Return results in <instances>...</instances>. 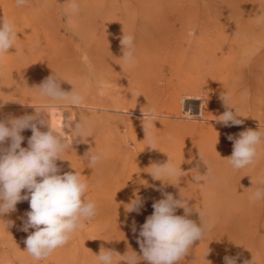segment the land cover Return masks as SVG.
<instances>
[{
	"label": "rangeland",
	"instance_id": "rangeland-1",
	"mask_svg": "<svg viewBox=\"0 0 264 264\" xmlns=\"http://www.w3.org/2000/svg\"><path fill=\"white\" fill-rule=\"evenodd\" d=\"M72 2L0 0V18L17 33L0 57V120L36 115L46 131L39 125L46 115L72 145L57 161L61 174L81 173L96 215L36 261L24 243L35 229L22 230L30 204L18 203L0 216V264H99L102 248L142 257L139 232L164 193L188 200V218L208 226L178 264H225L226 256L264 264V199H252L264 188V143L244 169L226 159L230 135L264 133V0H76L77 11ZM127 35L134 37L132 64L123 58ZM51 75L84 104L42 107L36 87ZM225 96L242 124L218 121L229 110ZM69 115L73 127L86 120L87 129L65 130ZM21 134L26 148L32 131ZM91 154L100 157L94 166ZM167 161L180 169L178 177L148 173ZM137 198L138 210L129 211Z\"/></svg>",
	"mask_w": 264,
	"mask_h": 264
},
{
	"label": "clouds",
	"instance_id": "clouds-1",
	"mask_svg": "<svg viewBox=\"0 0 264 264\" xmlns=\"http://www.w3.org/2000/svg\"><path fill=\"white\" fill-rule=\"evenodd\" d=\"M16 3L24 6L27 0H16ZM71 7L73 11L78 10L76 0H73ZM16 39L13 23L7 18H0V57L14 47ZM121 44L124 60L129 64L134 63V37L123 36ZM61 81L59 77L51 75L36 87L44 102L42 107L82 106L84 97L73 88L70 92L64 91ZM222 99L229 110L220 115L218 121L225 126L242 124L236 111L231 110L230 98L225 96ZM36 121V115L0 120V216L14 212L16 205L22 201L29 202L30 211L26 213L27 219L22 230L35 231L27 236L25 251L34 260L40 261L65 246L85 222L95 217L96 204L87 200L88 184L81 173L71 171L61 174L57 161L65 160V153L72 148L65 135L49 123L46 115L39 119V125L47 126L46 131H41ZM63 121L64 129H73L77 135L88 127L86 120L76 122L73 127L70 115L64 116ZM26 129H31L32 135L25 148L21 146L24 140L21 133ZM228 139L233 141V151L226 159L235 170H240L255 162L258 146L264 143V133L247 129L241 131L238 138L230 135ZM5 142H10L7 147L4 146ZM151 143L155 149V139ZM88 159L89 165L94 166L100 157L91 154ZM151 168L148 173L156 180H162L163 177L173 179L180 174V169L169 161L153 164ZM163 195V199L153 203L154 211L146 218L139 232L137 242L142 257L133 251L121 255L102 248L95 255L99 264H139L141 259L148 264H178L188 254L193 243L204 238L208 226L203 223L198 225L188 218L191 212L188 200L175 199L169 193ZM252 199H264V188H257ZM140 205L141 201L137 198L128 205V210L137 211ZM178 208H183L185 214L176 215ZM5 223L9 226L11 222ZM225 264H236V258L226 256ZM244 264H255V259Z\"/></svg>",
	"mask_w": 264,
	"mask_h": 264
},
{
	"label": "bare ground",
	"instance_id": "bare-ground-1",
	"mask_svg": "<svg viewBox=\"0 0 264 264\" xmlns=\"http://www.w3.org/2000/svg\"><path fill=\"white\" fill-rule=\"evenodd\" d=\"M176 106H177V105H176ZM176 108H177V107H176ZM188 110H189V108H187V111H188ZM129 113H131V114H136L134 111H130V110H129ZM164 113H165V112H163L162 114H164ZM171 113H172V112H171ZM167 115H168V114H167ZM57 122H58V121H57ZM57 122H56V123H57Z\"/></svg>",
	"mask_w": 264,
	"mask_h": 264
}]
</instances>
